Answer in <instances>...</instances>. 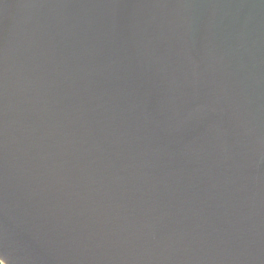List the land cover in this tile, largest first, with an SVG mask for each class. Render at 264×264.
I'll list each match as a JSON object with an SVG mask.
<instances>
[{"label":"water","instance_id":"obj_1","mask_svg":"<svg viewBox=\"0 0 264 264\" xmlns=\"http://www.w3.org/2000/svg\"><path fill=\"white\" fill-rule=\"evenodd\" d=\"M6 264H264V0H0Z\"/></svg>","mask_w":264,"mask_h":264},{"label":"snow or ice","instance_id":"obj_2","mask_svg":"<svg viewBox=\"0 0 264 264\" xmlns=\"http://www.w3.org/2000/svg\"><path fill=\"white\" fill-rule=\"evenodd\" d=\"M0 264H6V261L3 258H0Z\"/></svg>","mask_w":264,"mask_h":264}]
</instances>
